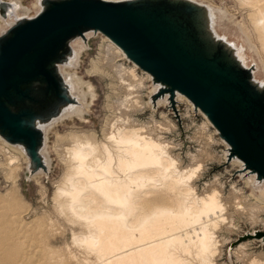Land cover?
I'll use <instances>...</instances> for the list:
<instances>
[{
  "label": "bare ground",
  "instance_id": "1",
  "mask_svg": "<svg viewBox=\"0 0 264 264\" xmlns=\"http://www.w3.org/2000/svg\"><path fill=\"white\" fill-rule=\"evenodd\" d=\"M8 2L12 6L6 18L0 15V35L17 19L33 17L30 16L31 10L20 1ZM40 3L41 0H35L36 14L41 11ZM198 3L204 4L201 1ZM207 6L211 9L216 33L233 42L238 57L246 67L255 64L254 78L264 84V60L248 27L239 23L234 29L231 28L233 17L225 8L212 4ZM255 17L256 29H262L264 33V13ZM92 35L87 34V40ZM105 38L109 58L103 66L110 67L119 82L123 98L116 100V109L120 117L111 121L109 130L104 132L103 141H98L94 134L85 137L73 135L67 147L60 150L67 171L54 193L56 210L72 226L82 229L81 232H73V243L84 252L95 255L97 264H218L217 257L222 254L223 247L218 231L222 227L227 228L228 232L237 228L234 214L230 211L235 210L237 216L247 218L250 207L249 219L254 223L261 221L257 214L264 211V182H257L255 175L245 172L244 164L234 158L232 164H239V171L246 178V184L252 187L251 195L257 204H252L253 207L248 205L247 208L243 204L246 201L244 193L236 187L228 200L218 184L199 193L196 182L203 174L205 161L198 155L193 156V164L183 167L179 157L172 152L174 147L171 142L163 135L170 131L172 124L169 125V121L167 124L155 122L154 126L134 118V111L138 113L147 106H153L151 97L158 86L152 83L150 101L144 103L142 93L146 89V82H152L151 76L145 72V76L138 75V67L133 63L128 68L123 64H114L116 57L126 56L118 46ZM72 47L74 58L69 65L61 67V72L78 105L64 110L59 118L42 127L46 135L42 154L49 172L53 165L49 134L66 121L75 118L85 120L97 99L93 85L78 74L87 44L78 39L72 43ZM95 67L96 71L102 68ZM182 101H187L193 108L192 103L182 95L176 98L177 107L181 106ZM163 106L171 108L168 96L157 100L153 108ZM188 113L190 115V110ZM183 116L181 114L182 119ZM208 125L212 126L206 117L204 126ZM0 142L27 157L22 147L10 145L1 137ZM225 144L227 149L230 148ZM26 160L29 165L28 157ZM225 160L229 162L228 151L225 152ZM16 163L17 156L8 158L4 169L8 170L9 179L17 174L15 171L19 166ZM46 175L41 170L32 179ZM13 191H8L4 199L0 197V264H56L51 238H47L42 231L28 230L23 225L20 204L17 203L19 200L15 199V202L10 198ZM50 221L52 228L53 220ZM254 240L264 244V238ZM223 242L228 244L231 241L227 239ZM248 242L239 244L234 255L245 264H264L263 256L247 253Z\"/></svg>",
  "mask_w": 264,
  "mask_h": 264
},
{
  "label": "water",
  "instance_id": "2",
  "mask_svg": "<svg viewBox=\"0 0 264 264\" xmlns=\"http://www.w3.org/2000/svg\"><path fill=\"white\" fill-rule=\"evenodd\" d=\"M0 35V137L22 147L31 176L49 174L42 154L43 126L77 106L61 67L74 58L72 43L101 34L128 61L149 74L179 118L178 95L202 112L229 145L228 161L264 182V84L254 78L233 42L218 35L211 9L194 0H41ZM12 3L0 0L7 17ZM264 238L256 231L240 241Z\"/></svg>",
  "mask_w": 264,
  "mask_h": 264
},
{
  "label": "rangeland",
  "instance_id": "3",
  "mask_svg": "<svg viewBox=\"0 0 264 264\" xmlns=\"http://www.w3.org/2000/svg\"><path fill=\"white\" fill-rule=\"evenodd\" d=\"M3 1L8 2L10 0ZM15 1H20L26 8H29L31 10L30 16L36 15L34 10L35 0ZM200 1L204 2V4H212L215 7L225 8L233 17V19L231 18V28L234 29L239 23L244 24L246 28L248 27L247 29L253 36L255 44L264 60V33L262 29L257 30L255 27V16L260 17L261 13H264V0H247L244 2L243 0H198L197 2ZM231 38L234 39V37ZM104 39H106L105 36L101 34L90 37L87 49L83 53L81 64L78 68L79 76L93 85L97 99H95L91 111L85 120L75 118L74 120L66 121L55 127L49 134V151L53 165L48 175L32 179L28 170L27 157L22 153L21 156L14 151L15 148L0 142V197L4 199L8 191L15 190L13 191L15 193H11L10 198L15 202L19 200L17 203L20 204L19 210L23 225L28 230L37 229V231H42L47 235V238H51V247L55 252L56 264H97L95 255L86 251L84 252L74 245L73 232H81L82 229L78 226H72L59 214L56 210L53 197L57 185L62 181L67 171L66 164L60 156V150L67 147L73 135L85 137L94 134L98 141H103L105 133L109 130L110 123L120 117L116 104L117 101L123 98V95L119 90V82L116 80L115 73L111 71L110 67L103 66V64H106L107 58H109L107 47L104 45V42H106ZM115 59L114 64H123L127 68L133 66L125 57H116ZM96 65L102 68L96 71ZM137 73L140 76H145V73L141 72L139 68L137 69ZM151 85L152 82L148 80L146 82V89L142 93L144 103L150 101L149 90H151ZM153 107L154 104L152 107L147 106L146 109L138 111V113L134 111L132 115L134 118L139 119L140 122L149 125L155 126V122L167 124L168 121L169 125L172 124L170 125V131L165 132L163 135L167 141L171 142V145L174 147L172 152L175 156L179 157L183 167L186 168L188 165L193 164V156L198 155L202 157L205 161L204 170L196 182L199 193L201 192L202 194L209 187L218 184L224 197L228 200L232 198L234 187H236L244 193L246 201L243 204L245 203L247 208L248 205L252 206L255 203V206L257 204V200L251 195L252 187L246 184V178L239 171V164H232V161L227 162L225 160L227 146L223 142L224 140L220 138L212 126H204L206 124V116L203 113L195 112L194 106L192 108L187 101H182L181 106L177 107L179 118L171 108L163 106L154 109ZM189 110L190 115L188 113ZM181 114L184 115L183 119ZM171 127L174 129H171ZM15 156L18 157V164L16 163V166L19 167L15 171L17 173L15 177L9 179L7 176L8 170L4 168L8 158ZM12 161L14 159L9 162ZM248 209L247 218L237 216L238 214L235 210L230 211L234 214L237 228L229 229L228 232L227 228L222 227L218 231V236L223 244V247H221L222 254L217 257L218 264H245L237 259L234 255V250L242 242L248 241L247 253L251 256L264 257L263 243L255 240L240 241V238L247 234H253L256 231L264 232V211L257 214L261 221L254 223L249 219L251 214L249 213L251 212L250 207ZM50 220H53L52 228ZM227 239H230L231 242L224 244L223 241Z\"/></svg>",
  "mask_w": 264,
  "mask_h": 264
}]
</instances>
